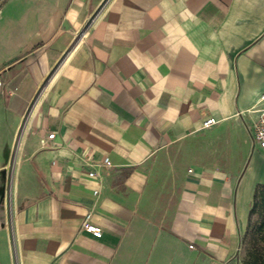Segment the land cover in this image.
<instances>
[{"label": "crops", "instance_id": "1", "mask_svg": "<svg viewBox=\"0 0 264 264\" xmlns=\"http://www.w3.org/2000/svg\"><path fill=\"white\" fill-rule=\"evenodd\" d=\"M0 80V264H242L264 0H5ZM190 137L201 162L164 163Z\"/></svg>", "mask_w": 264, "mask_h": 264}, {"label": "rangeland", "instance_id": "2", "mask_svg": "<svg viewBox=\"0 0 264 264\" xmlns=\"http://www.w3.org/2000/svg\"><path fill=\"white\" fill-rule=\"evenodd\" d=\"M37 91L35 92V94L37 93ZM35 94L33 95V98ZM32 99L28 103L27 107L30 105ZM200 144V137H190L183 140L182 142H178L174 145L169 146L167 149H164L161 156L163 158L164 163L169 164L170 166L188 165L192 162L200 163ZM260 202L261 201L258 199V203L254 205L253 212L251 214L250 226L241 240V245L239 248V260L242 262V264H244L245 261L248 259L249 253L253 249H256L254 248L255 246H253V243L256 242L257 235L256 232L253 231V226H255V229H257V226L261 222L264 214V205H261Z\"/></svg>", "mask_w": 264, "mask_h": 264}, {"label": "built area", "instance_id": "3", "mask_svg": "<svg viewBox=\"0 0 264 264\" xmlns=\"http://www.w3.org/2000/svg\"><path fill=\"white\" fill-rule=\"evenodd\" d=\"M4 90H5L4 84L0 80V94L4 93ZM259 100L263 101V103H262L261 107L256 109L258 116H257V120L254 124V129H253V144L259 150V152L262 154V156L264 157V92L259 96ZM215 122H216V120L214 118H207L201 122L200 127L206 128V127L211 126ZM53 135H54L53 133H50L47 135L46 138H42L40 140L41 145L46 146L47 140L51 139L53 137ZM97 165L109 166L110 161L108 158H104L103 161ZM87 174L89 176H94V175H96V172H95V170L91 169L87 172ZM94 193H97V191L95 190ZM5 197L10 202V200L12 198V191H11V189L8 190V185H7L6 190H5ZM11 226H12V224H10V229L12 230ZM81 227L83 230L89 232L90 234H92L95 237H100L102 234L101 228L99 226L88 223L86 221H84L81 224ZM11 241H12V244H14L12 235H11Z\"/></svg>", "mask_w": 264, "mask_h": 264}, {"label": "bare ground", "instance_id": "4", "mask_svg": "<svg viewBox=\"0 0 264 264\" xmlns=\"http://www.w3.org/2000/svg\"><path fill=\"white\" fill-rule=\"evenodd\" d=\"M55 73H56V68L54 67L52 69V71L50 72L49 76L47 77V79L45 78L46 79L45 82L38 89L37 93L35 94L34 98L32 99L30 105L27 107V110L24 113V115L20 121L18 129L16 131L15 138H14L13 143H12L11 158H10V161L8 164V168H9V172H10V175H8V182H7L8 190H10L11 186H12V180H13V176H14V170L16 167L18 154L20 151V147H21L25 132H26L27 127L29 125L30 118H31L33 112L35 111L38 103L40 102V100H41V98H42V96H43V94H44V92H45V90H46V88L50 82V80L53 78Z\"/></svg>", "mask_w": 264, "mask_h": 264}, {"label": "trees", "instance_id": "5", "mask_svg": "<svg viewBox=\"0 0 264 264\" xmlns=\"http://www.w3.org/2000/svg\"><path fill=\"white\" fill-rule=\"evenodd\" d=\"M258 199L261 201V205H264V185H258L255 190V194L249 211L247 229L250 226L251 214L253 212L254 205L258 203ZM253 231H255L257 235L256 242L253 243V246H255L254 248L256 249H253L249 253L248 259L244 264H264V214L261 222L257 226V229H255V226H253Z\"/></svg>", "mask_w": 264, "mask_h": 264}, {"label": "water", "instance_id": "6", "mask_svg": "<svg viewBox=\"0 0 264 264\" xmlns=\"http://www.w3.org/2000/svg\"><path fill=\"white\" fill-rule=\"evenodd\" d=\"M5 0H0V5L4 2Z\"/></svg>", "mask_w": 264, "mask_h": 264}]
</instances>
